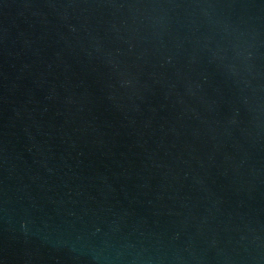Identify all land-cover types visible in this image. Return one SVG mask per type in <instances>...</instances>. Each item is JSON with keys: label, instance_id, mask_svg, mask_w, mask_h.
Here are the masks:
<instances>
[{"label": "water", "instance_id": "1", "mask_svg": "<svg viewBox=\"0 0 264 264\" xmlns=\"http://www.w3.org/2000/svg\"><path fill=\"white\" fill-rule=\"evenodd\" d=\"M0 264H264V0H0Z\"/></svg>", "mask_w": 264, "mask_h": 264}]
</instances>
